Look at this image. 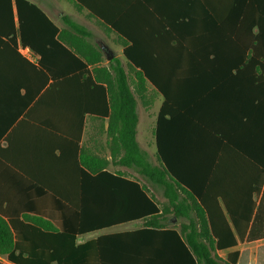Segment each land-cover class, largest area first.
Here are the masks:
<instances>
[{
    "label": "trees",
    "instance_id": "16d2710c",
    "mask_svg": "<svg viewBox=\"0 0 264 264\" xmlns=\"http://www.w3.org/2000/svg\"><path fill=\"white\" fill-rule=\"evenodd\" d=\"M233 1L229 20H236L240 29H256L252 42L246 47L230 43L228 56L220 57L225 38L177 39L183 54L191 49L202 59L175 60L172 64L185 71L176 81L169 75L164 81L156 73L163 61L144 57L149 53L140 38H122L128 44L123 57L135 69L132 90L120 61L115 57L106 61L83 27L66 17V28L59 30L35 5L15 0L20 43L39 55L33 67L39 95L35 108L47 117L35 125L26 121L30 115L25 114L0 148V172L10 170L22 184L18 188L22 202L15 207L12 195L17 191L8 192L0 180V256L13 264H84L97 254L100 239L77 245L78 235L143 220L142 230L162 232L191 264H221L216 250L236 245L225 209L238 238L245 237L225 198L224 139L192 132V137L175 141L169 133L181 106L168 84L192 83L194 68L208 66L234 69L236 81L244 78L261 85L256 89L263 101L255 163L260 167L263 195L246 240L264 238V0ZM10 41L14 43L13 38ZM147 81L164 97L154 132L158 166L149 162L136 139L135 95L144 96ZM86 114L107 118L110 161L80 151ZM239 161L236 151L230 164ZM109 164L131 169L157 186L164 204L159 206L138 179L108 171ZM171 218L179 226L169 224ZM238 255L230 253L226 263L236 264Z\"/></svg>",
    "mask_w": 264,
    "mask_h": 264
},
{
    "label": "crops",
    "instance_id": "0c3cea01",
    "mask_svg": "<svg viewBox=\"0 0 264 264\" xmlns=\"http://www.w3.org/2000/svg\"><path fill=\"white\" fill-rule=\"evenodd\" d=\"M26 1L41 10L59 30L66 28L63 19L67 17L89 32L91 41L92 38H109L113 45L107 41H104L106 44H102L116 53L114 57L120 61L123 69L126 66L132 75L135 69L126 59L129 65L121 62L123 49L128 45L122 38H140L144 50L149 53L144 57L163 61L156 73L164 76V81L167 75L176 81L185 72L172 64L175 60L182 57L202 59V55L191 49L183 54L176 45L177 39L199 38L200 41L207 38L206 41L214 42L218 38H225V52L218 56L227 57L230 43L246 47L256 34V29H240L236 20H229L233 0ZM65 3L72 6L77 20L66 13ZM229 26L234 27L230 30ZM12 38L14 43L10 41ZM20 48L28 49L30 54L21 52ZM38 59L39 55L20 43L15 0H0V148L6 146V138L9 134L15 133L25 114L30 115L26 121L35 125L47 117L43 110L35 108L39 95L33 67H37ZM194 69L192 73L194 77L190 79L192 83L168 84V91L172 92L171 96L176 105L181 106L178 109L180 113L172 119L170 137L176 141L181 137H192V132L205 133L208 139L213 140L222 136L225 142V198L234 214L236 226L245 237L242 241L238 238L225 209V221L235 238L236 245L216 250L214 254L221 264H227L228 255L233 252L239 254L236 264H264V238L246 240L254 215L261 207L263 195L260 167L255 163L260 154L263 101L261 93L256 89H260L261 85L246 83L243 81L244 78L236 81L234 69L209 66ZM152 89L162 98L159 112L164 97L149 81L145 83L143 95H151L154 101L157 100L158 97ZM154 101L148 100L144 105L145 108H149V113L143 118L142 146L138 140L137 142L146 152L154 138L157 153L154 132L158 112L154 118L150 110ZM107 122V118L97 115L84 116L79 141L80 151L107 161L111 160L110 138L106 132ZM138 124L139 117L136 139ZM195 124L197 126L194 130L189 128ZM236 151L240 161L230 164V158ZM155 156L157 159V155ZM158 165L159 161L154 166ZM110 167L116 168L115 171L110 170ZM124 169L128 170L112 164L107 167L112 173H121L127 178L135 179ZM0 180L8 192L11 188L17 191L16 193L14 190L15 193L12 195L14 206L21 204L22 193L18 189L22 187L21 178L10 170H5L0 172ZM174 220L175 218L169 219V224L179 226V221L174 223ZM143 223V220L125 222L78 235L77 245L100 239L97 254L93 259L85 260L84 264H191L178 245L170 242L162 232L142 230ZM245 224L247 226L244 231ZM0 264L13 263L0 256Z\"/></svg>",
    "mask_w": 264,
    "mask_h": 264
},
{
    "label": "rangeland",
    "instance_id": "374dc122",
    "mask_svg": "<svg viewBox=\"0 0 264 264\" xmlns=\"http://www.w3.org/2000/svg\"><path fill=\"white\" fill-rule=\"evenodd\" d=\"M64 8H65V11H66V13L68 15H70L73 19H76L77 20L76 14L74 12V9L72 8V6L69 3H65L64 4ZM92 41L95 42V43L96 42H98V43H105L104 41H107L110 45H113V44H111L112 42L109 41V38H92ZM114 49H115V51H117L116 48H114ZM110 50L114 54V56L116 57V53L113 52L112 49H110ZM121 60H122L121 61L122 63H127V61L125 60L124 57H121ZM124 70H125L127 76L129 77V82H130L131 88L133 90V77H134V74L132 75L129 72V70L126 68V66H124ZM152 90L155 92V94L158 97V99L155 100V101H154V98L151 95L150 96L144 95L142 98H140L137 95H135V97L137 99V114H138V117H139L137 140H138V142H139V144L141 146H142V140L141 139H142V135H143V125H144V119L143 118H145L146 117V114L149 113V110H148L149 108L148 109L145 108L144 105L146 104V102L148 100L154 101L153 104L150 107V110L153 113V116L155 118L156 115H157L158 109L160 107L161 100H162L161 96H159L158 93H156V91L154 89H152ZM145 146L148 147V145H145ZM146 152L148 153V160H149V162H151L152 165H157L158 164V161H157L156 156H155L156 155V148H155L154 138H153V141H152V145L149 146V148L146 149ZM115 169L116 168L110 167V170H112V171H115ZM125 172H127L129 176L138 179L147 188L149 194L154 198V200L159 204V206H162L164 204L165 200L163 199V197L161 195V190L157 186L152 185V184L148 183L147 181H145L144 179L140 178L132 170H129L128 169V170H125ZM176 222H178V220L175 219L174 220V223H176Z\"/></svg>",
    "mask_w": 264,
    "mask_h": 264
},
{
    "label": "water",
    "instance_id": "95a60500",
    "mask_svg": "<svg viewBox=\"0 0 264 264\" xmlns=\"http://www.w3.org/2000/svg\"><path fill=\"white\" fill-rule=\"evenodd\" d=\"M99 47H100V49H101L102 53L104 54L105 59L107 61H110L114 58V54L111 52V50L105 44L99 43Z\"/></svg>",
    "mask_w": 264,
    "mask_h": 264
},
{
    "label": "built area",
    "instance_id": "2783aa9c",
    "mask_svg": "<svg viewBox=\"0 0 264 264\" xmlns=\"http://www.w3.org/2000/svg\"><path fill=\"white\" fill-rule=\"evenodd\" d=\"M21 52L27 53L28 55L30 54L29 50L26 48H20Z\"/></svg>",
    "mask_w": 264,
    "mask_h": 264
}]
</instances>
